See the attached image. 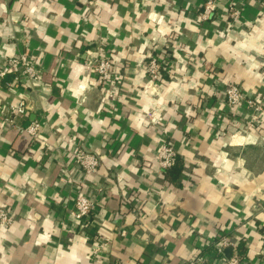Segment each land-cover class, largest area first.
Masks as SVG:
<instances>
[{"label":"crops","instance_id":"crops-1","mask_svg":"<svg viewBox=\"0 0 264 264\" xmlns=\"http://www.w3.org/2000/svg\"><path fill=\"white\" fill-rule=\"evenodd\" d=\"M205 1L0 0V69L25 53L42 70L0 81V207L15 220L0 223V264H187L224 236L264 264V110L225 103L229 85L264 95V0H214L207 21ZM102 49L109 83L85 68ZM163 53L153 83L142 61ZM20 102L28 113L3 123ZM33 121L38 140L18 129ZM164 143L179 157L169 174ZM77 148L99 155L97 174ZM77 195L96 205L82 222Z\"/></svg>","mask_w":264,"mask_h":264},{"label":"built area","instance_id":"built-area-1","mask_svg":"<svg viewBox=\"0 0 264 264\" xmlns=\"http://www.w3.org/2000/svg\"><path fill=\"white\" fill-rule=\"evenodd\" d=\"M216 10V3L214 0H206L204 3V9L201 15L202 20L207 21L211 18ZM228 15L233 23L240 21L242 16V10L235 5H230ZM102 53H98L94 56H90L85 62V68L92 73L102 82L109 83L114 76V68L112 59L105 49L101 50ZM146 72L151 76L153 83L160 81V78L164 74L168 73V60L164 55H154L149 60L147 65L144 66ZM264 77V61L261 69ZM13 74L14 78L12 82H7L5 85L7 88H15L22 80L26 78L31 82H36L40 79L42 70L32 60V56L22 53L16 57L9 58L3 68L0 69V81L4 80L8 75ZM225 103L230 109H236L246 106L247 109L253 111V113H259L264 110V95L258 98H250L246 96L244 91L237 85H229L225 90ZM11 115L6 118L3 123L9 125H15V116L26 115L28 113V107L24 102H20L18 105H12L8 108ZM22 132H27L34 140L40 138L42 129L41 122L33 121L26 128H18ZM75 165L81 168L89 175H95L98 173L101 159L98 154L86 151L83 148H77L73 154ZM178 155L174 147L169 143H164L157 153V164L161 172L171 169L177 164ZM96 208L92 199L84 195H77L75 198V211L72 213V217L75 221L82 222L89 219ZM14 217L4 207H0V223L6 227L11 226L14 223ZM124 234V233H123ZM232 246L233 253L230 258L225 255V249ZM235 245L224 236L219 239L215 244L213 258H209L206 254H198L192 257L187 264H247L244 256L235 249ZM106 245L95 246L92 254L97 256L100 254Z\"/></svg>","mask_w":264,"mask_h":264},{"label":"trees","instance_id":"trees-1","mask_svg":"<svg viewBox=\"0 0 264 264\" xmlns=\"http://www.w3.org/2000/svg\"><path fill=\"white\" fill-rule=\"evenodd\" d=\"M163 76L165 77L166 74H164ZM178 163H179V157H178L177 164H176L174 167H172L171 169L164 171V173H165V174H169V172H170V173H171V171L173 172V170L177 167ZM242 253H243V249L240 248V254H242Z\"/></svg>","mask_w":264,"mask_h":264},{"label":"water","instance_id":"water-1","mask_svg":"<svg viewBox=\"0 0 264 264\" xmlns=\"http://www.w3.org/2000/svg\"><path fill=\"white\" fill-rule=\"evenodd\" d=\"M232 253H233V247L232 246L225 249V255L227 258H230Z\"/></svg>","mask_w":264,"mask_h":264},{"label":"rangeland","instance_id":"rangeland-1","mask_svg":"<svg viewBox=\"0 0 264 264\" xmlns=\"http://www.w3.org/2000/svg\"><path fill=\"white\" fill-rule=\"evenodd\" d=\"M163 54H164V53H163ZM152 56H153V55H152ZM152 56H150V58H151ZM164 56H166V58H168L166 54H164ZM150 58H149V59H150ZM147 63H148V61H146V60H145V61H142V65H143L142 68H143V70H144L145 72H146V68H144V66L147 65ZM146 74L148 75L147 72H146ZM149 77L151 78L150 75H149ZM151 79H152V78H151ZM161 80H162V77L160 78V81H161ZM158 81H159V80H158Z\"/></svg>","mask_w":264,"mask_h":264}]
</instances>
